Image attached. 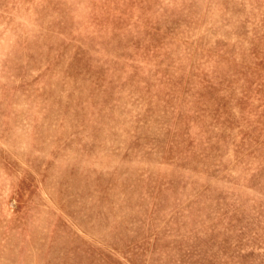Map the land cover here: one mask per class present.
<instances>
[{"label": "rangeland", "instance_id": "obj_1", "mask_svg": "<svg viewBox=\"0 0 264 264\" xmlns=\"http://www.w3.org/2000/svg\"><path fill=\"white\" fill-rule=\"evenodd\" d=\"M0 264H264V0H0Z\"/></svg>", "mask_w": 264, "mask_h": 264}]
</instances>
